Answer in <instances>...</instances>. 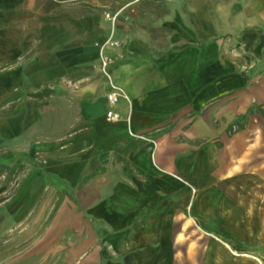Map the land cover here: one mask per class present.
<instances>
[{"label": "crops", "instance_id": "obj_1", "mask_svg": "<svg viewBox=\"0 0 264 264\" xmlns=\"http://www.w3.org/2000/svg\"><path fill=\"white\" fill-rule=\"evenodd\" d=\"M255 107L264 0H0V264L62 204L96 264H264Z\"/></svg>", "mask_w": 264, "mask_h": 264}, {"label": "rangeland", "instance_id": "obj_2", "mask_svg": "<svg viewBox=\"0 0 264 264\" xmlns=\"http://www.w3.org/2000/svg\"><path fill=\"white\" fill-rule=\"evenodd\" d=\"M229 100L224 101L229 104L228 107H233L234 103ZM251 116L254 120L253 131L260 140L264 138V109L255 107ZM244 120V116L237 117L233 120V126L224 129V133L234 132ZM72 217L69 204H62L61 208H57V224H47L44 236L41 235L39 241L31 242L29 257L15 256L13 264H96L95 256H86L93 240L91 233L86 232L85 220L80 213Z\"/></svg>", "mask_w": 264, "mask_h": 264}, {"label": "built area", "instance_id": "obj_3", "mask_svg": "<svg viewBox=\"0 0 264 264\" xmlns=\"http://www.w3.org/2000/svg\"><path fill=\"white\" fill-rule=\"evenodd\" d=\"M108 63H109L108 58L102 59L101 70L103 73H106V67H107ZM117 100H118V95L115 92H111V93L107 94V96H106V102H107L108 110L106 111L105 116L110 121H115L119 117L118 114H116L113 111V108L117 103Z\"/></svg>", "mask_w": 264, "mask_h": 264}]
</instances>
